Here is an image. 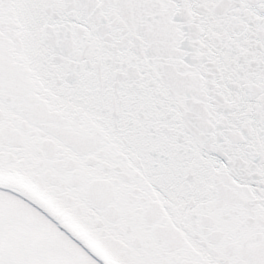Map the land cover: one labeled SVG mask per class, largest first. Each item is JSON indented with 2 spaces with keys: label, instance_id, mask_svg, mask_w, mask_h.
<instances>
[{
  "label": "snow or ice",
  "instance_id": "obj_1",
  "mask_svg": "<svg viewBox=\"0 0 264 264\" xmlns=\"http://www.w3.org/2000/svg\"><path fill=\"white\" fill-rule=\"evenodd\" d=\"M0 264H264V0H0Z\"/></svg>",
  "mask_w": 264,
  "mask_h": 264
}]
</instances>
